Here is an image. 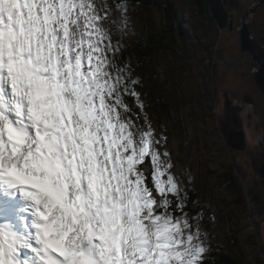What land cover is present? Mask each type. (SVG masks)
Listing matches in <instances>:
<instances>
[{
    "label": "snow or ice",
    "instance_id": "6c2138e0",
    "mask_svg": "<svg viewBox=\"0 0 264 264\" xmlns=\"http://www.w3.org/2000/svg\"><path fill=\"white\" fill-rule=\"evenodd\" d=\"M129 12L0 0V205L18 196L31 216L27 235L0 226V264H208L191 176L124 56Z\"/></svg>",
    "mask_w": 264,
    "mask_h": 264
},
{
    "label": "rangeland",
    "instance_id": "374dc122",
    "mask_svg": "<svg viewBox=\"0 0 264 264\" xmlns=\"http://www.w3.org/2000/svg\"><path fill=\"white\" fill-rule=\"evenodd\" d=\"M171 1L179 10V23L184 25L188 37H177L171 51L161 50L146 61L132 64V75L141 80L137 91L142 94L153 127L167 137L176 165L173 171L184 180L190 174V189L197 190L201 197L200 226L202 233H207L206 249L209 253L230 252L247 264H263L264 197L262 202L256 201L245 193L237 202L238 196L226 182L225 172L233 165L240 175L245 174L247 190L250 186L255 189L260 178L246 158L230 147L221 128L212 96L219 74L212 66V52L201 47L208 40L198 28L192 0ZM95 3L111 4V0ZM164 28L163 9L153 8L146 14L143 8L132 7L124 44L131 47L138 40L161 34Z\"/></svg>",
    "mask_w": 264,
    "mask_h": 264
},
{
    "label": "flooded vegetation",
    "instance_id": "af4514ba",
    "mask_svg": "<svg viewBox=\"0 0 264 264\" xmlns=\"http://www.w3.org/2000/svg\"><path fill=\"white\" fill-rule=\"evenodd\" d=\"M202 1L205 10L201 12L192 0L202 26L207 30L211 27V35L206 39L212 45L205 42L201 47L212 52V66L219 74L212 96L220 125L227 139L231 131L243 133L244 149L237 152L260 178L255 189L262 192V198L255 200L261 201L264 197V0Z\"/></svg>",
    "mask_w": 264,
    "mask_h": 264
},
{
    "label": "trees",
    "instance_id": "16d2710c",
    "mask_svg": "<svg viewBox=\"0 0 264 264\" xmlns=\"http://www.w3.org/2000/svg\"><path fill=\"white\" fill-rule=\"evenodd\" d=\"M130 8L132 7H141L145 10L146 14L150 12L153 8L163 9L165 14V28L162 30L161 34H158L154 37H150L148 40L142 39L138 40L135 45L126 48L124 56L126 59L130 58L131 63H137L138 61H146L149 59L155 52L161 50H173L174 42L176 38H183V40L188 37V33L183 28L184 25L179 23V10L175 7L174 3L171 0H128ZM115 0H111V4H114ZM194 3L198 4L200 11H204V3L202 0H195ZM200 20L198 28H201V32L204 33L205 38L209 37L211 34V27L209 30L202 26ZM204 23V21H203ZM186 33V36H185ZM169 40V41H168ZM167 41V42H166ZM135 127V126H134ZM245 174L240 175L232 166L228 167V170L225 172L226 182L233 187V190L238 196L237 202L242 201V197L245 196V193H249V196H252V200L256 198L259 199L262 192L255 190L254 188L249 187L247 190V185H245ZM247 182V181H246ZM246 187V188H245ZM254 189V190H253ZM190 196L192 201L199 200V204L192 203L191 208H194V212L200 211L202 208L201 197L197 190L191 188ZM255 196V197H254ZM262 198V196H261ZM196 209V210H195ZM208 264H247L243 258L232 255L230 252H217L208 254ZM256 264H260V261ZM264 264V263H263Z\"/></svg>",
    "mask_w": 264,
    "mask_h": 264
},
{
    "label": "water",
    "instance_id": "95a60500",
    "mask_svg": "<svg viewBox=\"0 0 264 264\" xmlns=\"http://www.w3.org/2000/svg\"><path fill=\"white\" fill-rule=\"evenodd\" d=\"M215 17L221 20L220 15H217V12H214ZM229 145L232 149L237 151H242L244 149V136L242 132H233L231 131L228 134ZM262 178L264 184V168L262 169Z\"/></svg>",
    "mask_w": 264,
    "mask_h": 264
}]
</instances>
